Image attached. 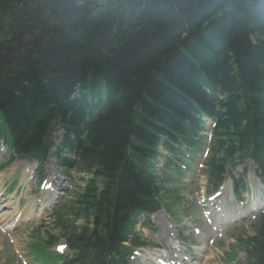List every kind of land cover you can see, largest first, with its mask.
<instances>
[{"label": "trees", "instance_id": "obj_1", "mask_svg": "<svg viewBox=\"0 0 264 264\" xmlns=\"http://www.w3.org/2000/svg\"><path fill=\"white\" fill-rule=\"evenodd\" d=\"M202 117L213 186L245 157L264 174V0H0V141L44 161L58 131L57 158L87 174L58 214L78 260L126 250L132 212L158 207ZM254 232L248 259L264 264V213Z\"/></svg>", "mask_w": 264, "mask_h": 264}, {"label": "rangeland", "instance_id": "obj_2", "mask_svg": "<svg viewBox=\"0 0 264 264\" xmlns=\"http://www.w3.org/2000/svg\"><path fill=\"white\" fill-rule=\"evenodd\" d=\"M3 160H6V156L4 151H1L0 148V164ZM30 164H33V162L29 160H16L5 169L0 167V204H6L10 202V200L17 201V211L24 213L26 209L34 204H38L41 200L46 201L48 199L51 202L49 201L47 203L50 205L45 212L42 214L39 212L36 213L38 215L35 216L34 221H32L31 224H25L20 227H16L14 230L8 231L3 230L0 225V264H35L28 258H26L27 262H23L24 253H22L21 250L24 249V247L27 249L29 244L35 240L38 233H40L41 237H46V231L44 230V232H42L44 227L48 228L50 233L58 235L60 238L58 240V245H60V248L63 246L62 249H64L65 240L61 237V234L54 229V225L49 217V214L59 205L66 202V200L70 197L71 192L77 190V185H81L82 181L76 172H71V176L65 177L62 173L61 167L57 165L55 159L49 158L45 169L47 170V177L56 181V186L53 188L54 192L47 193L42 189H37L35 183L30 182V180H26V176L31 178V174H27L29 171L27 167ZM247 167L248 169L245 175V180L250 185V192L246 196L247 199L244 203L245 206L242 211L240 212V209L234 211V206L239 207V205H234L233 202H231L232 197L228 187L225 192L215 199L217 202V204L213 207L215 212L221 209L223 210L225 205H227L228 211L231 210L234 216H241L239 218L235 217L234 220H224L225 224L223 227L224 231L227 233L232 232L230 228L235 224L239 225L237 227L238 232L240 231L241 233L247 229L248 233H251V229L249 228L251 220L254 218V215H257V213L263 209L258 207L256 212H252L251 206L253 203L256 207L260 204H264V191L261 192L262 186L256 179L252 163L248 162ZM242 169L243 166L238 167L239 171ZM17 172H19V177L22 182H26V188L17 198L12 199L15 194L10 189L16 188V190H18L20 188V181L16 174ZM9 177H11L10 181L12 186L8 189L10 190L9 192L3 194L2 190L5 188ZM205 179L204 169L201 166V154L199 153L191 168L184 170L183 179L178 180L174 184L175 188L180 192L179 194L182 198V201H179V205L171 206L175 209H181L178 214V219L171 215L166 209L160 210L159 212L151 215V218L147 223L140 224L139 229L151 245H156V247L160 248L163 244L165 247H171L178 251L180 249V251H182L181 245H179L180 247L178 249L175 248L176 236L180 235L185 236L188 243L194 242L200 244L195 248L201 250V255L197 259L193 260V264H205V261H207V264H232L226 262V257L224 255V252L228 249L231 242L228 234L219 239L217 238L216 242L211 244V236L217 235V232H213V228L208 225L207 218L204 214H202L201 217V209L197 202L202 197L204 184L206 182ZM50 183L51 180L49 179L48 184ZM186 213L188 214L186 215ZM189 213H191L192 216ZM226 226L228 227L225 228ZM161 227L166 228V231H168L167 238L162 243L157 238L158 233L161 231ZM40 228L43 229L36 232V230H39ZM194 228H198L200 230L198 235L194 232ZM180 231H182L183 234H181ZM187 242L185 243L186 246L188 244ZM187 248L189 249V247ZM63 252H65V254L69 253L66 248ZM161 252H157L156 250L153 251L155 254H159ZM239 256L240 259H242L241 253H239ZM141 260L136 259L135 261L134 258L131 257L129 259V264H142Z\"/></svg>", "mask_w": 264, "mask_h": 264}, {"label": "bare ground", "instance_id": "obj_3", "mask_svg": "<svg viewBox=\"0 0 264 264\" xmlns=\"http://www.w3.org/2000/svg\"><path fill=\"white\" fill-rule=\"evenodd\" d=\"M226 184L228 185V183H226ZM226 184H224V185H226ZM10 205L11 204H4L3 207H7V206H10ZM12 207H13V211L12 212H15L16 211V208H17V204L13 205ZM12 212L9 213V214H7V212L6 213H1L0 212L1 213L0 214V222H1L0 224L3 225V228H7V227L9 228V227H11V225H9L11 223V220L9 219V216L12 214ZM165 234H167L166 231L159 234V239L161 241H163L165 239V237H166ZM245 244H246L245 241H242L241 243H239L238 246L239 247H244V246H246ZM159 256H161V255H159ZM166 257H167L166 262H168L170 259L173 260V258H174L171 255H166ZM155 259H157V258H155ZM155 259L154 258L151 259L153 263L156 261Z\"/></svg>", "mask_w": 264, "mask_h": 264}, {"label": "snow or ice", "instance_id": "obj_4", "mask_svg": "<svg viewBox=\"0 0 264 264\" xmlns=\"http://www.w3.org/2000/svg\"><path fill=\"white\" fill-rule=\"evenodd\" d=\"M63 246H61L60 250H62Z\"/></svg>", "mask_w": 264, "mask_h": 264}]
</instances>
